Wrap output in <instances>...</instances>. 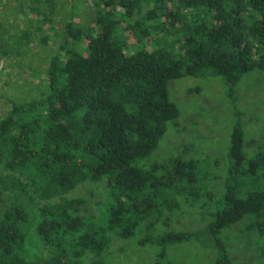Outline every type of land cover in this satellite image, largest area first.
Here are the masks:
<instances>
[{"label": "trees", "instance_id": "trees-1", "mask_svg": "<svg viewBox=\"0 0 264 264\" xmlns=\"http://www.w3.org/2000/svg\"><path fill=\"white\" fill-rule=\"evenodd\" d=\"M93 8L89 26L62 19L53 51L46 35L35 40L39 65H28L24 83L37 77L44 87L8 99L0 117V264H108L110 235L130 239L138 229L140 244L209 242L214 264H237L220 234L239 222L264 261V149L246 156L240 120L224 192L201 230L153 235L170 226L178 196L196 193L197 162L178 154L137 164L169 122L178 125L171 79L218 75L231 95L243 75L264 71V0H95ZM102 179L111 197L104 225L85 216L86 199L63 196Z\"/></svg>", "mask_w": 264, "mask_h": 264}, {"label": "rangeland", "instance_id": "rangeland-1", "mask_svg": "<svg viewBox=\"0 0 264 264\" xmlns=\"http://www.w3.org/2000/svg\"><path fill=\"white\" fill-rule=\"evenodd\" d=\"M75 1L73 20L84 27L89 26L95 0ZM33 79V86L23 87L14 86L12 80H5L7 85L0 82V117L8 108V99H26L30 93L37 94L42 90L43 83L36 87L39 79ZM168 94L180 110L178 125L169 122L157 147L148 156L137 160V164L148 169L153 163L178 154L192 158L197 162V177L193 185L196 193L189 195L191 203L184 196L177 197L179 207L166 211L172 218L170 226H155L154 238L164 231L201 230L211 220L218 208L217 201L224 192L230 164V132L237 120L245 131L246 156L252 157L259 149H264V71L254 69L243 75L231 95L223 79L212 74L171 79ZM63 196L86 199L85 216L100 225L106 224L104 210L111 197L104 179L97 182L87 180ZM241 227L239 222L220 234L228 244L229 253L236 258L237 264H264L251 242L246 243L242 238ZM144 233L138 229L130 239L110 235V243L101 259L108 264H214L217 251L209 242L204 244L192 239L162 248L157 243L140 244Z\"/></svg>", "mask_w": 264, "mask_h": 264}, {"label": "crops", "instance_id": "crops-1", "mask_svg": "<svg viewBox=\"0 0 264 264\" xmlns=\"http://www.w3.org/2000/svg\"><path fill=\"white\" fill-rule=\"evenodd\" d=\"M47 2L48 6L45 0H0L1 54L5 59L0 82L7 85L8 81L5 80H12L14 86L23 87L24 82L30 79L28 65H39L35 40L39 37L44 40L43 35H46L47 50L53 51L54 41L60 40L62 19L71 17L74 19L75 0ZM46 10L47 18L44 16ZM40 25L42 29L38 30Z\"/></svg>", "mask_w": 264, "mask_h": 264}, {"label": "built area", "instance_id": "built-area-1", "mask_svg": "<svg viewBox=\"0 0 264 264\" xmlns=\"http://www.w3.org/2000/svg\"><path fill=\"white\" fill-rule=\"evenodd\" d=\"M5 67V59L4 57L0 54V71H2Z\"/></svg>", "mask_w": 264, "mask_h": 264}]
</instances>
